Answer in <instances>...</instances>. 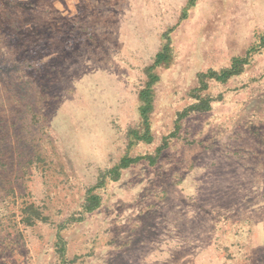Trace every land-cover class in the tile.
Masks as SVG:
<instances>
[{
    "label": "rangeland",
    "instance_id": "obj_1",
    "mask_svg": "<svg viewBox=\"0 0 264 264\" xmlns=\"http://www.w3.org/2000/svg\"><path fill=\"white\" fill-rule=\"evenodd\" d=\"M263 35L264 0H0V264H264ZM194 95L211 108L177 128ZM165 139L84 212L103 172Z\"/></svg>",
    "mask_w": 264,
    "mask_h": 264
},
{
    "label": "trees",
    "instance_id": "obj_2",
    "mask_svg": "<svg viewBox=\"0 0 264 264\" xmlns=\"http://www.w3.org/2000/svg\"><path fill=\"white\" fill-rule=\"evenodd\" d=\"M184 13H186V10L184 11ZM168 41L165 42L163 50H160L157 52L154 61L145 68L148 80H147L146 86L142 88L139 92V98L142 102L140 106V111H141V116L143 119V125H144L145 130L141 134L140 138H138L137 136L136 137L138 139H142L145 141H152L153 139L152 134H151L150 113L153 110V100H154L153 88L155 84L159 81V76L154 73V69L171 60L172 51L168 49V47H170L169 46L170 43ZM260 46L264 47V35L261 36L260 38ZM247 61L248 60L246 57L244 58L235 57L232 60L231 65L229 67L223 68L221 71L210 69L207 72L199 73L198 79L200 82V87L196 88L194 92L200 91L201 89H206L208 86L206 82L207 79H215L217 81L225 83L229 79H231L233 76L240 75L244 71ZM194 97H196L197 99L196 102L190 104L187 108H185L179 113L178 115L179 117L176 120L177 128H178L179 121L182 118L188 116L190 113L207 111L211 108L212 100L210 98L198 97L197 95H194ZM134 134L137 135L139 133L137 131H134ZM166 147H167V140L165 139L164 143L161 144L157 148L155 155H144V156H137V157H131L129 155H124L116 165L107 169L105 172L101 174L98 182L95 185L90 186L87 189L85 200L82 204L84 212H93L101 205L102 196L100 193L97 192V189L102 188L105 185L107 181V177H109L112 180H118L121 176L122 170L144 159L154 164ZM23 209L25 213L28 214L27 216H25L26 217L25 219L28 224L33 223L35 221V218L41 219L40 214H38V212L35 210L34 205L30 204ZM30 211H35L36 214L34 215L36 217H32L33 215L30 214ZM59 252L63 258V262H66L64 259V256L66 253V245H65L64 240L60 236H59Z\"/></svg>",
    "mask_w": 264,
    "mask_h": 264
}]
</instances>
